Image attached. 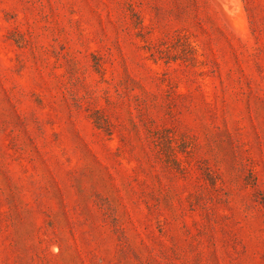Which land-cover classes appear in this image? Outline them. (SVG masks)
I'll return each instance as SVG.
<instances>
[{"label": "rangeland", "instance_id": "obj_1", "mask_svg": "<svg viewBox=\"0 0 264 264\" xmlns=\"http://www.w3.org/2000/svg\"><path fill=\"white\" fill-rule=\"evenodd\" d=\"M0 264H264V0H0Z\"/></svg>", "mask_w": 264, "mask_h": 264}]
</instances>
